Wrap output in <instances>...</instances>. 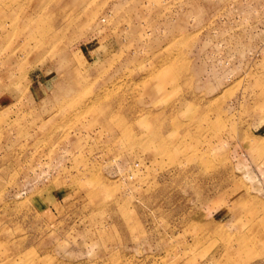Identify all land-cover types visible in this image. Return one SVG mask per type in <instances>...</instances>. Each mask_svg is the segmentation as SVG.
<instances>
[{
  "label": "rangeland",
  "instance_id": "obj_1",
  "mask_svg": "<svg viewBox=\"0 0 264 264\" xmlns=\"http://www.w3.org/2000/svg\"><path fill=\"white\" fill-rule=\"evenodd\" d=\"M0 264H264V0H0Z\"/></svg>",
  "mask_w": 264,
  "mask_h": 264
}]
</instances>
